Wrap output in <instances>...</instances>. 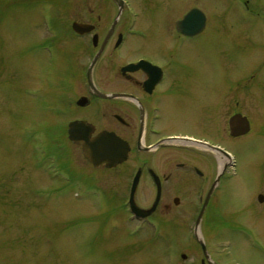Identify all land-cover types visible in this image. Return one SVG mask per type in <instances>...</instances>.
Instances as JSON below:
<instances>
[{
	"label": "rangeland",
	"instance_id": "obj_1",
	"mask_svg": "<svg viewBox=\"0 0 264 264\" xmlns=\"http://www.w3.org/2000/svg\"><path fill=\"white\" fill-rule=\"evenodd\" d=\"M83 6L84 0H0V264H182L175 252L180 245H193L191 213L184 226L169 231L172 251L153 248L149 241L136 247L131 225L113 227L129 224L125 213L113 217L96 210L105 207L106 198L86 176L88 167H77L79 189L59 195L52 194L58 180H51V170L41 168L40 178L29 171L38 161L46 166L83 160L65 137V120L56 115L57 94L46 89L66 78L61 52L57 65L45 63L33 73L34 62L26 57L37 53L28 34L39 22L76 15ZM191 6L208 18V28L200 39L184 41V66L195 65L197 79H248L251 88L241 96L255 122L250 135L226 141L234 166L217 184L200 233L213 254L210 264H264V201H258L264 196V0H184V12ZM38 31L36 36L43 35ZM161 42L154 41L155 46ZM205 126L184 117V132L210 135ZM185 199V208L199 207L196 195ZM84 210L91 211L86 220L71 218ZM153 234L142 228L141 240ZM184 264L195 262L187 258Z\"/></svg>",
	"mask_w": 264,
	"mask_h": 264
},
{
	"label": "flooded vegetation",
	"instance_id": "obj_2",
	"mask_svg": "<svg viewBox=\"0 0 264 264\" xmlns=\"http://www.w3.org/2000/svg\"><path fill=\"white\" fill-rule=\"evenodd\" d=\"M75 1L71 0L73 4ZM194 7L184 12V0H84L76 15L60 14L46 25L45 21L39 22L28 34V38L34 37L37 49L36 54H26L30 65L34 62L32 73L45 63L57 65L60 52L61 60H65L66 78L59 84L46 85L47 92L52 90L58 96L56 115L65 120L64 133L69 123L82 122L92 128L91 136L112 133L129 147L126 160L107 167L93 166L79 146L71 144L80 150L83 160L55 162L58 169L54 168L51 180L58 181L52 194L79 189L77 182L82 176L77 167H88L92 173L86 176L106 198L105 207L101 204L96 210L113 217L125 213L124 221L129 224L113 227L131 225L128 231L133 241H138L136 247L141 241H149L153 248L166 246L172 251L169 231L175 225L184 226V218L187 220L190 213L194 230L210 193L199 221L201 229L217 184L234 165L227 142L235 143L255 129L245 109V96H241L251 88L248 79H197L200 70L192 64L184 66V41L200 39L208 28L205 16L200 32L185 35L181 31L184 27L179 30L178 23ZM40 28L43 35L36 36ZM157 40L162 41L159 47L154 43ZM34 77L39 80L40 74ZM236 114L248 119L246 134H231L230 119ZM184 117L204 123L210 135L184 132ZM35 165V170L30 167L29 171L40 178L44 163L38 161ZM60 173L66 175L65 181ZM137 174L138 181L132 188ZM29 178L25 176L26 183L31 181ZM188 195H196L199 207L185 208ZM130 202L145 216L134 217ZM90 214V210H84L70 217L86 220ZM142 228L154 234L141 240ZM175 256L182 264L187 258L195 264H210L213 260L202 234L201 238L195 236L192 246H178Z\"/></svg>",
	"mask_w": 264,
	"mask_h": 264
},
{
	"label": "water",
	"instance_id": "obj_3",
	"mask_svg": "<svg viewBox=\"0 0 264 264\" xmlns=\"http://www.w3.org/2000/svg\"><path fill=\"white\" fill-rule=\"evenodd\" d=\"M204 14L196 8L189 10L182 21L178 23L179 30L184 27L185 35H194L200 32L204 25ZM250 125L246 117L240 114L234 115L230 119V131L233 136L246 134L249 131ZM68 138L73 143L80 146L83 155L94 165L98 166L106 164L108 167L120 163L127 158L128 146L115 135L108 132H100L95 136H91L92 128L82 122H71L68 125ZM184 141H189L184 139ZM138 180V175L135 176L133 186ZM218 179L216 180V182ZM209 195H207L199 218L202 216ZM264 196L259 195L258 201L263 202ZM131 211L135 214H145V212L133 203L130 202ZM151 210L146 211L149 213ZM199 222V220H198ZM197 222V224H198Z\"/></svg>",
	"mask_w": 264,
	"mask_h": 264
},
{
	"label": "bare ground",
	"instance_id": "obj_4",
	"mask_svg": "<svg viewBox=\"0 0 264 264\" xmlns=\"http://www.w3.org/2000/svg\"><path fill=\"white\" fill-rule=\"evenodd\" d=\"M219 163H220V165H222V164H223V162H222V159H219Z\"/></svg>",
	"mask_w": 264,
	"mask_h": 264
}]
</instances>
